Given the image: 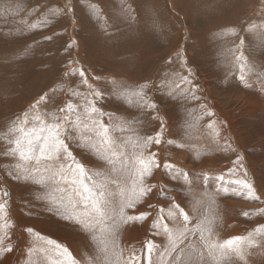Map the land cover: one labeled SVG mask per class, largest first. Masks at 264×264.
<instances>
[{"label": "rangeland", "instance_id": "obj_1", "mask_svg": "<svg viewBox=\"0 0 264 264\" xmlns=\"http://www.w3.org/2000/svg\"><path fill=\"white\" fill-rule=\"evenodd\" d=\"M193 86L198 99L191 98ZM96 92L93 119L126 146L129 158L155 153L158 165L143 181L151 191L125 209L126 216L148 215L127 223L117 217L108 237L119 264H167L189 245L196 249L193 264H213L197 231L206 217L211 240L245 238L243 258L226 251L220 264H264V230H258L264 226V0H0V224H8L0 234L11 246L0 253V264H49L41 251L53 247L49 239L78 264H96L99 228L63 219L49 200L59 196L57 185L37 183L33 171L72 165L74 158L87 170L89 187L107 178L118 209L120 188L111 181L123 178L110 171L106 153L81 142L98 140L84 128L92 127L85 101ZM69 102L77 106L73 120L81 115L79 124H65L62 136L72 158L24 162L11 154L18 134L10 129L26 112L32 126L33 114L56 113ZM147 137L153 142L133 148ZM70 180L59 187L70 189ZM238 180L250 183L252 192ZM195 200L201 201L197 207ZM173 203L179 209L169 217ZM177 228L188 229L184 243L162 257L166 229Z\"/></svg>", "mask_w": 264, "mask_h": 264}, {"label": "snow or ice", "instance_id": "obj_2", "mask_svg": "<svg viewBox=\"0 0 264 264\" xmlns=\"http://www.w3.org/2000/svg\"><path fill=\"white\" fill-rule=\"evenodd\" d=\"M255 25H251L250 28H254ZM243 43V41H241ZM251 70V69H249ZM81 76L84 75L83 70L80 72ZM187 81L186 77L182 78ZM244 77L241 76V80ZM87 84V80L83 81ZM90 87V86H89ZM143 87V86H141ZM73 95H80L78 92H74ZM100 93H95V98L93 100H86L84 107V116L86 119L90 120L92 127L89 128L88 124H84V128L89 131L94 130L97 141H93L90 137H81V142L92 146L94 150L102 151L106 153L103 157L106 159L107 163L111 165L110 171L112 173L119 174L123 180L117 181L112 180L111 182L117 184L120 188L119 195V207L115 206V197L111 192L106 189L107 178H102L97 181H93V187H89L84 183V177L87 175V170L83 165L79 164L72 158L71 152L68 151L67 145L65 144L62 136L65 132V124L70 125L79 124L81 122V115L77 113L75 119L73 120L72 113L77 112V106L73 105L71 102L67 103L64 108H60L56 113L41 114L36 113L31 116L32 126H28L29 113H25L22 119L14 123L10 131L17 133L18 135L11 143L14 147L11 148L12 155H18L21 161H41L43 159L48 160H59L60 156L66 155V157L72 158L73 164L65 166L63 163L60 164L59 168H53L41 172L39 170L35 171V174L40 177L36 182L39 184H44L46 182H52L57 185L53 189V192L59 193V196H49L50 202L55 205L61 211L58 212L65 220L75 221L77 224L81 225L85 229H92L95 231L99 228L100 235L93 236V239L97 241L98 255L96 257V264H119V256L114 251L109 248L110 235H114L115 229L117 227L116 219L119 217L120 220L127 223L128 221L141 220L148 213L141 212L139 215H125V209L134 208L137 203H139L140 198L147 195L151 191V186H145L143 181L144 178L151 174L154 167H157L155 160V153H152L148 157H144L143 154L134 155L129 158L126 154V146L122 144H117L109 135V129L100 121L94 120L93 116L99 109L95 107V99L100 97ZM135 95L140 96L141 93L137 92ZM192 99H198L194 95V86ZM45 97H40V101H43ZM37 101V104L40 103ZM36 107V105H33ZM148 107H154L152 104H148ZM203 107V106H201ZM57 113H65L64 115H58ZM103 115V113H100ZM207 115H212L210 111L206 113ZM47 116L48 119L43 118ZM159 133L156 134L155 139L153 137H147L143 145L139 143L133 144V148H143L147 144L154 142L160 144ZM131 138L129 137V141ZM171 143V141H169ZM182 146V145H181ZM119 164V167L116 165ZM74 165V167H73ZM165 167H171L169 164H165ZM20 167V165H17ZM27 171V167L24 168ZM100 175V173H97ZM70 180V189L65 187H59L61 182ZM29 177L25 176V179ZM220 176L219 179H223ZM88 179H92L88 176ZM186 182L188 181L187 176H185ZM236 183H245V186L252 192V185L246 181H236ZM204 195H207L206 193ZM254 199H258L253 195ZM201 201L195 200L193 206H199ZM151 207V206H150ZM179 209V206L173 203L169 206L168 216L172 217L175 215L174 210ZM180 215L186 217V213L183 210H179ZM260 211H264L261 209ZM4 212V204L0 203V214ZM247 215V213H245ZM111 217L112 224L109 226L108 220ZM4 219L0 215V220ZM212 223L207 217L201 221V225L198 226L197 231L200 233L201 241L204 247L207 248L209 257L213 260V264H220L226 251H235L238 255L240 252V243L245 239L244 237H230L223 242H217L211 240V227H206ZM8 227L7 223L0 224V233H3V229ZM258 230H264V226H258ZM27 231L31 232V229ZM187 228H177V229H166V234L168 236V247L165 250L164 255L172 256L180 246L184 243L187 235ZM205 232L208 236H205ZM6 234H0V253L5 251H11V246H4ZM39 237V234H37ZM43 239V237H39ZM252 243L251 239L248 241ZM47 244L53 246L51 248H41V251L49 259V264H78V262L72 258L71 253L68 252L67 248L59 245L56 241L49 239ZM154 246L149 242L146 245L147 255L150 258L153 252ZM196 252L195 246L189 245V250L183 253L182 256H176L175 261L169 260L167 264H193L194 253ZM216 253V255H214ZM52 256L63 257V260L52 259ZM113 257H116L113 259ZM241 258L243 256L241 255ZM133 259H136L135 254H133ZM203 260L202 254H200V261ZM91 264V262H90ZM131 264V261L129 262ZM151 264V261H150Z\"/></svg>", "mask_w": 264, "mask_h": 264}, {"label": "bare ground", "instance_id": "obj_3", "mask_svg": "<svg viewBox=\"0 0 264 264\" xmlns=\"http://www.w3.org/2000/svg\"><path fill=\"white\" fill-rule=\"evenodd\" d=\"M233 152V151H232Z\"/></svg>", "mask_w": 264, "mask_h": 264}]
</instances>
